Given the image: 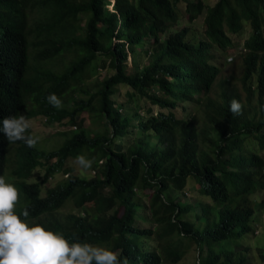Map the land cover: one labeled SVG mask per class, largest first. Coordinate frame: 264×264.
I'll return each mask as SVG.
<instances>
[{
    "label": "trees",
    "instance_id": "trees-1",
    "mask_svg": "<svg viewBox=\"0 0 264 264\" xmlns=\"http://www.w3.org/2000/svg\"><path fill=\"white\" fill-rule=\"evenodd\" d=\"M181 3L189 22L203 16V38L187 26L169 32ZM245 24L243 69L231 81L222 66ZM106 60L112 72L74 99ZM52 93L70 94L73 107H53ZM127 103L137 108L129 116ZM21 114L75 126L50 151L0 133V176L29 220L128 264L177 263L192 247L195 264H250L252 251L264 264V247L246 244L264 209V0H0V120ZM77 155L93 161L94 177L64 167ZM39 167L42 179L28 182ZM66 204L76 211L60 213Z\"/></svg>",
    "mask_w": 264,
    "mask_h": 264
},
{
    "label": "clouds",
    "instance_id": "clouds-1",
    "mask_svg": "<svg viewBox=\"0 0 264 264\" xmlns=\"http://www.w3.org/2000/svg\"><path fill=\"white\" fill-rule=\"evenodd\" d=\"M48 102L56 108L61 100L49 94ZM241 104L233 99L229 110L239 114ZM31 124L25 115H12L0 120V133L9 144L22 141L27 147H35L39 137L28 133ZM82 169H89L93 161L84 155L75 157ZM19 190L13 183L0 176V264H128L125 257L105 247L69 240L62 232L53 231L28 219L27 209L16 211Z\"/></svg>",
    "mask_w": 264,
    "mask_h": 264
},
{
    "label": "rangeland",
    "instance_id": "rangeland-1",
    "mask_svg": "<svg viewBox=\"0 0 264 264\" xmlns=\"http://www.w3.org/2000/svg\"><path fill=\"white\" fill-rule=\"evenodd\" d=\"M204 3L211 5L215 2V0H202ZM181 16L177 20V22L174 24V26L169 29V32H172L174 30L179 29L180 27L187 26L190 28V36H192L194 39H199L200 37L203 38V33H202V23H203V16H198V18L193 21L189 22L188 19L185 17V10H184V4L179 5ZM250 34V28L248 24L244 25V28L242 30L241 35H236L234 39L236 40V43L234 44L235 47L230 49L228 51V55L226 59L224 60V64L222 66V76L226 78H230L231 81H236L243 69L242 65V53L244 51L242 45L243 41L249 36ZM70 57L66 56L65 59L60 60L58 62V68H62L63 63L69 61ZM147 59L144 58V60L141 59L139 60V63H146ZM112 72V70L108 69V60H106L104 67L101 65L96 66V72L92 73L82 84H77L75 87V91L73 92V97L76 100H79L81 98H86L87 95L82 93L80 91L81 87L87 88L91 93L94 91V85L95 83L99 80L102 79L103 77L109 75ZM124 90L120 92V102H126V96L124 95ZM73 98L72 96L66 95L61 103V107H67L68 109L73 107ZM135 111H137L136 106L133 105V103H127V109H126V114L129 116L133 114ZM188 111L191 114H194L197 112V108L194 106H188ZM82 122L80 123L83 127L88 128L89 131L93 134L95 133L96 125L92 124V121L89 119L86 113H83L81 115ZM31 127L30 130L32 131L34 136L39 137V145L42 149L45 151H50L58 148L64 139L71 133L72 130L75 129V126L71 125H66V120H64L61 123H54V124H49L43 117L38 116V117H32L28 119ZM127 143V142H126ZM125 143V144H126ZM38 146V143H37ZM65 168L72 169V173L77 174L81 177L85 178H91L95 176V173L93 171V168L89 169H82L76 162L75 158H69L66 163H65ZM8 174H11L13 170V166L10 164V167L8 168ZM45 169L42 167H39L33 171V177L28 180V182L33 183L36 182L44 176ZM7 173L5 171V180L7 181ZM65 175L63 174L62 171L57 172L51 179H49V184L51 186L55 185L57 182H60L64 180ZM9 182V181H8ZM11 183V182H9ZM262 192H259L258 195H261ZM173 198L176 196L179 197L178 194L175 192L172 193ZM196 193L193 192L192 194L187 196V200H195ZM145 198H143L142 201H144ZM71 211H76L71 204H66L62 210H60V213H67ZM147 217L150 218V213L149 211L145 213ZM256 227L257 231L255 232V236H249L246 240V244L250 245L251 247H264V209L260 210L258 213H256ZM149 225V224H146ZM250 259V264H260L258 261V257L254 251H252L249 255ZM197 261L196 259V252L195 249L189 248L186 252V254L183 256L182 260L177 262V263H164V264H195Z\"/></svg>",
    "mask_w": 264,
    "mask_h": 264
}]
</instances>
